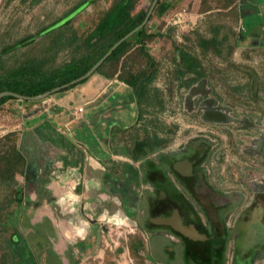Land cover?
Here are the masks:
<instances>
[{
  "label": "rangeland",
  "instance_id": "rangeland-1",
  "mask_svg": "<svg viewBox=\"0 0 264 264\" xmlns=\"http://www.w3.org/2000/svg\"><path fill=\"white\" fill-rule=\"evenodd\" d=\"M83 1L0 0V54H3L8 64L16 63L28 55L46 54L45 49L51 38L45 34H38L40 29L63 17ZM114 1L92 0L83 6L73 16V30L77 31L78 36H85ZM153 2L154 0H137L132 11L133 13L140 10L149 11ZM169 2L170 8L163 15L158 13L156 3L146 23L148 32L156 35L145 41V51L154 59L158 69L150 87V103H145L141 108L135 103L130 106L126 117L129 127L122 135L124 144L131 150L137 141L144 138L145 142L150 143L157 138L161 139V146L151 149L148 154L150 157H154L163 147L174 146L184 139L191 129L188 126L192 122L183 106L184 96L189 87L186 83L191 75L186 74L184 77L180 75V51L191 52L197 57L199 69L203 73L201 77H206L205 81H208L212 94L220 99L227 53L236 52L235 60L238 61L242 59L239 54L242 51L264 50L263 44L260 46L255 44V41L262 40L264 35V0H169ZM29 34H38L35 42L28 46L17 45L9 52H2L4 47ZM202 39L205 40V46L200 43ZM213 39L216 41L213 42ZM76 54L70 50H63L54 63L61 64ZM123 63L124 74L127 71L137 72L147 66L148 56L140 47L133 46L119 62L108 65L105 70L108 72L119 70ZM13 100L17 102L16 99ZM5 120L6 118L3 125H0V137L10 132L9 122ZM198 125L201 128L206 127L203 124ZM175 126L176 132L173 133ZM213 130L214 136L220 138L219 127H213ZM179 131L182 132L181 136H178ZM133 162L136 166L141 164V160L135 158ZM220 166L223 167V164ZM17 186H21V190L25 192V187L20 185V182ZM17 186L14 183H0V264L20 262V257L12 251L14 247L11 244V237L15 232L21 234L22 248H29L33 254L35 263L32 264H47L49 255L52 259L57 257H54L52 250L54 240L56 239L57 243L59 237L49 218L35 220L30 204L20 205L10 200L19 194ZM116 231L118 232L113 238L116 241L120 240L117 247L111 240V245H107L103 239L100 243L99 247L106 250L103 264L143 262L154 264L150 256L152 251L150 231L138 229L134 220L119 224ZM75 258L78 264L83 259L82 256ZM180 259L182 260L183 256ZM98 260L102 262L103 258H97L94 264H99Z\"/></svg>",
  "mask_w": 264,
  "mask_h": 264
},
{
  "label": "flooded vegetation",
  "instance_id": "flooded-vegetation-1",
  "mask_svg": "<svg viewBox=\"0 0 264 264\" xmlns=\"http://www.w3.org/2000/svg\"><path fill=\"white\" fill-rule=\"evenodd\" d=\"M255 44L264 45V35ZM235 53L225 57L220 99L206 77L189 85L183 106L192 124L184 139L152 156L134 184L113 182L128 218L150 231L154 264H226L225 244L234 248L233 264H264V50L242 51L238 61ZM187 159L191 168H175ZM175 209L205 237L195 241L150 220ZM197 252L205 262L195 261Z\"/></svg>",
  "mask_w": 264,
  "mask_h": 264
},
{
  "label": "crops",
  "instance_id": "crops-1",
  "mask_svg": "<svg viewBox=\"0 0 264 264\" xmlns=\"http://www.w3.org/2000/svg\"><path fill=\"white\" fill-rule=\"evenodd\" d=\"M120 71L113 77L94 73L64 92L29 102L9 100L0 109V125L6 118L26 158L24 174H17L25 187L24 203L30 204L35 220L49 218L59 237L52 250L57 257L49 255L47 264H78L79 256V264H94L97 258H103L99 264L105 262L102 239L117 247L116 228L131 220L113 182L134 184L136 174L154 160L150 150L161 146L162 140L149 146L145 138L132 150L124 144L126 117L137 102L132 88L118 77ZM77 106L84 111L76 113ZM134 158L141 164L134 165ZM234 252L225 244L226 264H233Z\"/></svg>",
  "mask_w": 264,
  "mask_h": 264
},
{
  "label": "trees",
  "instance_id": "trees-1",
  "mask_svg": "<svg viewBox=\"0 0 264 264\" xmlns=\"http://www.w3.org/2000/svg\"><path fill=\"white\" fill-rule=\"evenodd\" d=\"M92 0H84L76 5L71 11L67 12L58 20L43 26L38 34L50 36L51 40L46 47V54L28 55L16 63L8 64L3 54H0V93L11 91L27 97H34L53 90L54 88L68 84L84 74H86L121 38L139 26L145 19L148 10L133 13L137 0H115L110 8L103 14L97 24L85 36H78L76 30H73L72 19L75 13ZM158 13L163 15L169 8V0L157 1ZM38 34H29L17 40L15 43L2 49V52H9L17 45L28 46L36 41ZM155 33L148 32L147 24L137 30L126 40H124L105 61L97 68L94 73H102L108 77H113L117 69L108 72L105 68L114 62H119L122 57L133 47L138 46L140 50L148 56V63L145 68L137 72L127 71L124 74L125 64L121 65V71L118 77L128 84L133 91L138 107L141 108L145 103H150V87L157 76V66L154 59L145 51V41L155 36ZM216 39H213L215 42ZM205 46V40L200 41ZM63 50H70L74 55L70 60L61 64H55L56 57ZM179 72L181 77L186 74L195 73V77H190L186 83L188 86L201 76L203 73L199 69V61L195 55L185 50L180 51ZM88 78L70 84L68 87L55 91L53 93L64 92L83 83ZM16 99L14 94H8L0 100V109L9 101ZM28 100L29 99H24ZM16 131H10L0 137V183L18 185L17 174H24L26 169V158L15 143ZM161 139L149 146L159 144ZM19 194L10 200L23 205L24 193L19 186ZM20 233H14L11 237L12 250L15 255L20 257L19 264H32L33 254L30 249H23ZM221 255H224V250ZM197 262L206 261L205 256L199 252L193 255ZM35 263V262H34Z\"/></svg>",
  "mask_w": 264,
  "mask_h": 264
},
{
  "label": "water",
  "instance_id": "water-1",
  "mask_svg": "<svg viewBox=\"0 0 264 264\" xmlns=\"http://www.w3.org/2000/svg\"><path fill=\"white\" fill-rule=\"evenodd\" d=\"M157 1L158 0H154L153 5L149 9L144 21L141 24L139 26H137L135 29H133L131 32H129L127 35H125L123 38H121L119 41H117L108 50V52L86 74H84L80 78H78V79H76V80H74L68 84L58 86L49 92H46L44 94L37 95L34 97H27V96H23V95H20L17 93H13L11 91H4V92L0 93V100L2 99V97H4L5 95H8V94H14L17 97H19V99H29V100L44 99L55 91H59L61 89L68 87L70 84L80 82V81L90 77L92 74H94V72L97 70V68L105 61V59L113 52L114 49H116L124 40H126L129 36H131L133 33H135L137 30L142 28L147 23V21L149 20L151 14L153 12V9H154ZM192 163H193L192 160L190 161L189 159H187V160H184L182 162H177L175 164V168H177L179 170L178 166L180 164L182 166H185V168H191ZM150 220L155 224H170L173 227H175L178 231L182 232L184 235L188 236L190 239H193L195 241L203 239L205 237V234L200 233L194 224L185 223L183 217L181 216V214L179 213V211L177 209H175L172 213L171 212L167 213L166 215L153 216V217H151Z\"/></svg>",
  "mask_w": 264,
  "mask_h": 264
},
{
  "label": "built area",
  "instance_id": "built-area-1",
  "mask_svg": "<svg viewBox=\"0 0 264 264\" xmlns=\"http://www.w3.org/2000/svg\"><path fill=\"white\" fill-rule=\"evenodd\" d=\"M84 111V106H77L76 108H75V112L76 113H81V112H83Z\"/></svg>",
  "mask_w": 264,
  "mask_h": 264
},
{
  "label": "bare ground",
  "instance_id": "bare-ground-1",
  "mask_svg": "<svg viewBox=\"0 0 264 264\" xmlns=\"http://www.w3.org/2000/svg\"><path fill=\"white\" fill-rule=\"evenodd\" d=\"M65 225V224H64Z\"/></svg>",
  "mask_w": 264,
  "mask_h": 264
}]
</instances>
